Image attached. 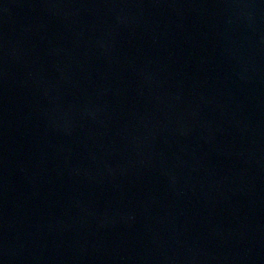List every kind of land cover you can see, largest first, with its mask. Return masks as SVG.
<instances>
[{
    "label": "water",
    "instance_id": "95a60500",
    "mask_svg": "<svg viewBox=\"0 0 264 264\" xmlns=\"http://www.w3.org/2000/svg\"><path fill=\"white\" fill-rule=\"evenodd\" d=\"M124 0H0V264H77Z\"/></svg>",
    "mask_w": 264,
    "mask_h": 264
}]
</instances>
